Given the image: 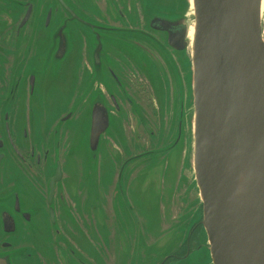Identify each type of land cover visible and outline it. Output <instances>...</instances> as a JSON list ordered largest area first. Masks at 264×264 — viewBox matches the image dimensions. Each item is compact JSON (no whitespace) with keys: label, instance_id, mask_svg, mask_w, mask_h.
<instances>
[{"label":"flooded vegetation","instance_id":"af4514ba","mask_svg":"<svg viewBox=\"0 0 264 264\" xmlns=\"http://www.w3.org/2000/svg\"><path fill=\"white\" fill-rule=\"evenodd\" d=\"M167 1L0 0V264H116L112 250L125 245L119 227L132 247L125 264H144L145 255H134L143 177L178 145L162 178L171 249L155 264H182L210 248L200 240L201 207L190 208L188 131L181 142L191 115L194 11L191 0L183 11ZM154 19L165 29L153 28ZM96 107L109 123L93 156ZM80 128L87 168L77 162ZM102 148L106 163L97 167Z\"/></svg>","mask_w":264,"mask_h":264},{"label":"water","instance_id":"95a60500","mask_svg":"<svg viewBox=\"0 0 264 264\" xmlns=\"http://www.w3.org/2000/svg\"><path fill=\"white\" fill-rule=\"evenodd\" d=\"M191 2L194 169L212 262L264 264L262 0ZM165 23L154 19L152 27L163 30ZM108 123L96 107L93 156Z\"/></svg>","mask_w":264,"mask_h":264},{"label":"rangeland","instance_id":"374dc122","mask_svg":"<svg viewBox=\"0 0 264 264\" xmlns=\"http://www.w3.org/2000/svg\"><path fill=\"white\" fill-rule=\"evenodd\" d=\"M167 2L172 3L174 8L177 9L178 11H183L186 5V0H168ZM192 22L194 23V16H190ZM77 45H75L76 47ZM191 52H192V48H191ZM173 72V71H171ZM182 79V78H181ZM160 80V79H159ZM192 65H191V115L188 121V129H186L185 132H183L182 138H181V142L184 139L183 136L185 133H187V131L189 132V136H190V147H189V151H190V157L188 156L187 160V164H188V171L190 173L191 176V180H192V188L191 193H192V200H191V204H190V208L191 210L194 211H199L200 207H201V214H202V218H204V210H203V201L201 199V194H200V190L197 184V180H196V176H195V169H194V108H193V81H192ZM158 89L156 90V93L159 94L160 96L162 95L163 92V88L160 86H158ZM71 91H69L68 89L64 88L62 91L58 92V97L63 98L62 101L64 103H66V101L71 97ZM160 112L164 109V107L160 106ZM188 108V106H187ZM86 139L88 140V134L86 132V135L84 134V132L82 131V128H80L79 133H78V160L77 162L82 165L84 164V167H88L87 163L90 162L92 163V160L88 161L87 156H89L88 154H86L85 152V142ZM72 146L74 148L75 146V138L73 139L72 142ZM104 146V145H103ZM102 146V147H103ZM72 148V147H71ZM72 148V149H73ZM101 148V147H100ZM171 149L170 146L166 147V150ZM183 149V145H181L179 147V145L177 146L176 150L173 152H169L168 155L163 158L162 161H157L155 163L151 164V170H149L150 172L146 175V180H145V176L143 177V182H142V189H143V197H142V207H141V211H143V214L141 215L142 218V222H141V218L140 215L138 213L135 214L136 220L139 223V225L134 226V232L140 233V237H141V244L140 247H136L134 255H137V260L140 257V253H142L143 255H145V261L144 264H155V263H159L160 260L164 257L166 251H169L171 249L170 245H167V243L169 242H165L164 238L165 235L163 234L165 231V228H168L169 226H171V222L168 221V217L166 215V211L165 208L166 207H162V202H161V195L163 193V182H162V178H163V171L165 169V162L167 161V158H169L170 160H172L174 162V165L177 163V157H176V153L177 150ZM116 149H113V153H115ZM70 160L69 163L73 162L71 159V153H70ZM99 161L96 162V165L98 167V165L100 164L101 166H103L106 163V157H105V150L104 148L100 149V153H99ZM89 163V164H90ZM76 162L73 163L71 170L76 172ZM102 168V167H101ZM116 168L118 169L119 166L116 164ZM97 171H95V179L97 182V186H103L104 182L102 179H100L98 177V175L96 174ZM146 173H144L145 175ZM86 176V175H85ZM84 176V178H85ZM146 181V183L144 182ZM144 185V188H143ZM114 193L111 190V195L113 196ZM111 204V202L109 203ZM114 208L117 209V205L115 204ZM172 209V208H171ZM124 218L125 222L129 221V217H128V208H127V204L124 205L123 203H120V208L117 209ZM174 214V213H173ZM172 214V215H173ZM174 216V215H173ZM201 218V219H202ZM193 227H195V225L197 223H199V218L197 217H193ZM178 222V220L176 221ZM204 222V219H203ZM171 223V224H170ZM174 227V226H173ZM132 229V228H131ZM118 230L120 231V237L125 240V245L124 249L121 250L120 247H118V250L116 251L115 254V250H112V258L117 259L118 262H116V264H119V259L120 257L124 256L121 264H125L127 262L130 261V259H127V256L131 254V250L132 247L130 246V242L127 240L126 235H127V231H125L122 227H119ZM133 230V229H132ZM151 231L152 235L148 236V233ZM131 235L136 236L138 238L139 234H134L131 232ZM200 240L205 242V240L208 242L209 245V241L207 239V235L204 229V224H203V228L200 232ZM145 243V246L144 244ZM210 247V245H209ZM172 251L174 252L175 250L172 249ZM154 255V260L152 259V256ZM116 260V261H117ZM98 262H100L101 264H103V259L98 258L97 259ZM135 264H139L138 261L135 262ZM182 264H213L212 262V258H211V253H210V248L206 249H202L201 251H197L196 253H194L193 255H191V257L187 260H185Z\"/></svg>","mask_w":264,"mask_h":264},{"label":"bare ground","instance_id":"6f19581e","mask_svg":"<svg viewBox=\"0 0 264 264\" xmlns=\"http://www.w3.org/2000/svg\"><path fill=\"white\" fill-rule=\"evenodd\" d=\"M261 21L264 23V0H262V3H261ZM190 37L193 39L194 37V27L191 28V31H190ZM244 180V177L242 176L241 177V184ZM242 185L241 187L238 189V194H240L242 192Z\"/></svg>","mask_w":264,"mask_h":264}]
</instances>
